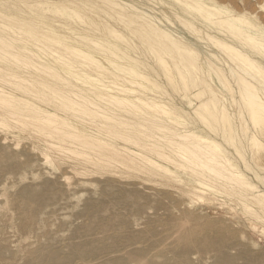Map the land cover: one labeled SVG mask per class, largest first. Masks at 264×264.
I'll list each match as a JSON object with an SVG mask.
<instances>
[{
  "label": "rangeland",
  "instance_id": "rangeland-1",
  "mask_svg": "<svg viewBox=\"0 0 264 264\" xmlns=\"http://www.w3.org/2000/svg\"><path fill=\"white\" fill-rule=\"evenodd\" d=\"M45 1L47 0H0V36L4 38L3 42L7 43L10 41L17 46L25 43L29 47L26 50L0 49V89L2 88L19 97L28 98L35 104L45 108L48 106L47 101L51 103L56 99L49 88L39 83L46 82L51 87H55L54 89L71 96H75L70 92L71 90L81 88L82 92L80 95L84 96L86 94L85 96H89L88 98L95 100L98 105L105 107L112 106L109 105V102L97 99L98 96L94 92L85 90L90 89L88 86L74 79L73 76L61 69H58L57 72L60 74L58 76L63 77V80L56 76L54 72H45L39 69H36L37 71L39 70L36 72L34 67L32 69V66L27 67V69L24 68L21 62L23 57L21 56H27L28 54V60L40 63L38 65L43 64L45 58H47L48 62H46L50 66H56V68L62 65L63 62L73 63L70 66L74 65L76 70L84 69L95 77L99 76L105 84L113 85L115 83L131 86L132 84H128V82L121 79L122 77L113 78L112 74L109 73V70L113 69L104 60V56L107 54L109 57L111 56V59L121 62L122 60L119 56L123 57L127 53L136 59L133 65L150 78L148 84L144 83L148 89L134 85V88L140 94L142 93L140 96L145 99H157L156 101L165 103L171 108V116L180 123L171 122L165 114L163 115L158 112L160 113L158 115L156 111H152V113L154 112V114L151 113L152 115L156 114L154 119L158 117V122L159 119L164 120L160 124L163 123L166 126H170L172 123L171 127L174 128L179 124L176 129L171 128L175 132L185 131V129L193 130L201 135L215 139L237 169L252 184L255 183L256 190L264 191V121H259L260 118L264 119V116H255L254 119L257 120L255 122L252 118L254 116L253 112H251V115L250 110H248L250 105L244 102V99L239 95L237 90L226 91L220 82L215 79L213 71L202 64L206 73L201 74V79H208L209 81V76L213 77L214 82H209L217 91L220 99L209 101L207 108L210 111L204 110V108L202 109L198 105L201 100L208 101L210 95L206 93H203L204 95L200 94L201 96L193 95L197 89L201 90L203 87L205 88L203 83L197 80L195 82L196 86L190 83L187 87L183 83L194 79V74L192 75L193 70L190 65L178 64L177 67H174L173 62L168 60L167 66H169V71H166L161 66L162 62L160 61L159 54L153 56L155 53L153 54L150 49L147 50L143 47L136 50L125 49V42L122 39L113 38L104 30V26L106 27V25L103 24H99L100 29H97L95 33L115 42L125 51H116L117 56H114L108 53V49L104 51L105 49L101 47L85 49L90 51L95 58L103 63L109 72L107 70H99L93 64H90L88 60L75 56L76 54L71 49H64L63 46L58 43L55 44V42L53 43L52 40L41 38L42 35L45 36L46 34L47 38H49L48 35L55 36V34H60L61 36L71 35L65 29V26L61 24L79 25L76 23H80L77 18L61 16L53 11H49L47 9L48 5L44 3ZM122 1L131 3L144 12L156 16L158 21H160L161 27L182 36L186 42L194 46L199 52L200 62L204 61L205 57H208L213 63L221 66V58L229 59L220 48L210 44L206 37L193 34L189 29L180 24L175 15L177 14L187 19L188 16L184 13L185 11L182 6L176 4L173 0ZM213 1L237 12L246 13L247 17L254 23L264 27V0ZM6 13L9 16H5ZM12 13L16 17H13L15 15H12ZM80 13L88 16L86 10H80ZM21 19L32 20L31 23L33 24H27V26H25L26 24L20 25L18 23H20ZM106 19L107 22L105 24L111 25L122 34H125L129 41L136 43L139 47L141 44L137 38L140 36L139 34L132 35L120 23L114 22L109 18ZM166 20L168 21L166 22ZM89 22H91L90 27L98 25L93 19ZM43 24H51L56 30L45 32V29L42 27ZM33 26L35 30H33ZM196 26L202 28L198 23ZM22 28L24 31H22ZM29 32L33 33V35L37 33L42 40L40 44L46 47L39 46L38 48V45L35 44L31 46L30 44H33L35 39ZM210 32L225 38V36L217 33L215 30ZM24 36L26 37L23 38ZM44 48L50 49L51 52L50 50L49 52L46 51ZM39 49L40 52H38ZM11 54L21 55L19 56L21 63L15 61ZM212 54L213 56L210 57ZM218 54L221 55L219 56ZM249 54L264 64L263 55L257 53L255 55L251 52ZM35 55L40 57V59ZM65 59L68 60L66 61ZM229 61L232 63L231 59ZM70 68L72 70V67ZM41 71L44 73H41ZM8 72H17L20 76L30 79V81H15L17 78L9 77ZM178 73H185V77L182 79ZM226 74L230 75L228 71ZM228 79L229 85L236 89L235 87L237 86L233 81V77L229 76ZM6 80L9 82H6ZM184 87L187 89H184ZM112 92L115 95L123 94L117 89H113ZM259 95L264 100L260 91ZM238 100L239 104H236ZM66 107L61 106L60 108L63 110H57L62 114L65 113L64 109L69 113H79ZM146 110L148 111L149 109L146 108ZM116 111L132 116L131 113L134 110L128 109L129 112H126L123 109L119 110L117 108ZM86 117L89 120L92 119L91 116ZM88 119H86V123L84 122V126H79L81 127L79 129H83L90 134H97L101 137L105 136V138L112 139V136L109 137L110 133L105 132L104 129V131L101 130L100 134L95 131L96 127L90 125ZM11 120L10 125H12L10 127L0 125V264H149V260L152 264H179L177 263L178 261L181 264H264V208H261L259 204L252 200H246L247 203L246 201L242 202L237 195L240 196V193L244 192L243 189L240 190L235 185L229 186L227 182L224 183L220 179L219 181L221 182L217 181L218 179L213 181L214 186H216L215 189L199 186L194 181L196 176L190 174L188 170H182V167L180 169V166H176L170 160L153 154V158L158 163L140 162L137 159L127 160L102 151L106 153L102 156L103 161L95 166L91 163H85V159H82L83 157L81 156V158H77L78 155L62 151L49 143L46 144V136L44 134L40 135L36 128L21 126L19 130ZM147 122H145L147 124V133L152 134L157 131L156 134H162L157 127H153L157 122L153 123L152 127L150 125L151 122L149 124ZM113 123L115 122L113 121ZM111 126L113 127L111 128ZM111 126H109V129H114V126L116 129L122 127L118 124H111ZM183 126L184 128H182ZM31 129L35 133L31 132ZM251 134H256L255 137L257 136L256 138L259 139L260 145L254 146L251 144L252 138L250 137L253 136ZM170 136L174 137L172 134ZM47 139L49 138L47 137ZM176 140L179 142L177 138ZM116 141L120 142L119 139ZM120 144H122V141ZM45 145L49 146L46 147ZM165 145V147L168 146L166 142ZM165 150L171 154V151ZM42 155H44L45 159ZM77 171L78 173H76ZM178 176L179 179H177ZM232 186L234 187L232 188ZM244 203L246 207L243 205ZM166 207H169V210ZM17 209H21L22 213ZM248 209L250 212L247 211ZM21 214L25 215V217L28 216L23 218ZM19 217H21V220ZM26 221L28 222L26 223ZM201 224L202 226H199ZM177 232L181 234L179 235ZM222 232L223 234H221ZM34 236H37V238ZM207 236L210 237L206 238ZM199 240L201 242H197ZM202 240L205 241L203 242ZM179 241L182 243H179ZM216 241H218L219 245ZM251 242L252 245H250ZM209 243H213L214 245ZM244 245L247 247H243ZM134 248L137 249V252ZM142 249L143 252L145 251L144 254L141 251ZM181 252L188 259L184 256L182 258V254H178ZM220 253L221 257H217L216 255ZM145 259L149 260L146 261ZM183 259H186L188 262L185 261V263ZM144 260L145 262H143ZM182 260L184 263H182Z\"/></svg>",
  "mask_w": 264,
  "mask_h": 264
},
{
  "label": "bare ground",
  "instance_id": "bare-ground-1",
  "mask_svg": "<svg viewBox=\"0 0 264 264\" xmlns=\"http://www.w3.org/2000/svg\"><path fill=\"white\" fill-rule=\"evenodd\" d=\"M173 1L176 4L182 6L183 10L185 11L184 13H186L188 16V19H187V18H182L181 16L176 14L175 18L177 20H179L180 24H182V26L186 27V29H189L193 34L206 37L208 42H210V44H212L213 46L220 48L226 54V56L232 60V63L227 58L226 59L221 58V60H220L221 66H218L217 64L213 63V61L208 57H205L204 61L200 62L199 52L196 50V48L194 46H192L191 44L186 42V40L182 36H180L174 32H171L170 30H168L166 28L161 27L160 26L161 24L159 23L160 21H158V18L156 16L150 15V14L144 12L142 9L135 7L133 4L122 1V0H47L44 3H46L48 5L47 9L49 11H53L54 13H57L61 16L77 18V19H79L80 23H76L79 25L61 24V25L65 26V29L71 35H62L61 36L60 34H57V35L55 34V36L48 35L49 38H47L46 37L47 34H46L45 36L42 35L41 38L46 39V40L47 39L52 40L53 43L55 42V44L56 43L60 44L61 46L64 47V49H71V51L76 54L75 56H78V57H81L85 60H88V62H90V64H93L99 70L100 69L101 70H107L108 68L103 63H101L97 58H95V56H93L90 51L85 50V49H94L96 47H101L102 49H105L104 51H107V49H108V51H109L108 53L109 54L111 53L114 56H117L116 51H119V50L125 51V50H122V48H120V46H118L115 42L109 40L106 37L99 36L95 33V31H97V29H100L99 24L106 25V27L104 26V28H105L104 30H106L113 38H115V39L117 38L120 40L122 39L123 42H125V47H124L125 49L136 50L137 48L143 47L144 49H147V50L150 49L151 53H153V54L155 53V55H153V56H157V54H159L160 61L162 62L161 66H163L166 69V71H169V66H167L168 60H171L173 62L174 67H177L178 64L190 65V67L193 70L192 75L194 74V79H190V80L183 82L184 85H186L185 87H187L190 83L193 84L194 86H196L195 82L198 80V81H201L203 83V86H205V88L203 87V89H201V90L197 89L195 91V94H193V95L199 96L200 94H203V93L210 95L209 100L208 101L207 100H201L198 107H202V109L204 108V110L210 111L209 108H207L208 102L209 101L211 102L214 99L220 100L217 91L211 85V83L214 82L213 77L208 75L209 79H210L209 81L211 83L208 81V79H204V80L201 79V74L206 73L203 69V65H206L210 70L213 71V73L215 75V79H217V81L220 82L221 86H223L226 91L229 92V91H233V90L236 91L237 90L239 95L244 99V102H246L247 104L250 105L248 110H250L251 115H252L251 112H253V115H254V116H252L253 119L255 116H259V115H260V117H262L261 115L264 116V100L259 95V91H260L264 97V64H262L260 61L256 60L254 57H252L249 54V52H251L252 54H255V55L257 53L259 55H263V57H264V27L254 23L249 17H247L246 13H240V12H237L235 10H232L231 8H229L227 6H224L221 4L219 5L216 2H214L213 0H173ZM40 6L42 7V5H40ZM166 6H168V5H166ZM80 10H83V11L86 10L88 12V16L82 15L80 13ZM46 14H47V12H46ZM161 14H163V13H161ZM12 15H15V14L12 13ZM1 16H2V13H1ZM5 16H9V15L6 13ZM13 17H16V15ZM54 17H55V15H54ZM49 18L51 19V17H49ZM106 18H109V19L113 20L114 22L120 23L122 26H124L128 30V33H132V35L133 34H135V35L139 34L140 36L137 37L141 43L139 45V47L136 43H132L131 41H129V39L127 38V36L125 34H122L120 31H118L113 26L105 24V22H107ZM91 19H93V21L97 22L98 25L96 24L97 26L90 27L91 22H89V21ZM166 19H168V18H166ZM167 21L168 20H166V22ZM31 22H32V20L21 19L20 23H18V24H20V25L26 24L25 26H27V24L28 25L33 24ZM58 22H60V21H58ZM197 23L200 26H202V28L196 26ZM28 27L32 28L30 26H28ZM42 27L45 29V32L56 30L54 28V26L51 24H43ZM29 28H27V29L30 30ZM33 28H34V26H33ZM33 30H35V28ZM36 30H38V29H36ZM41 30H43V29H41ZM212 30H215L217 33L222 34L223 36H225V38H222L218 35L211 33L210 31H212ZM22 31H24V29ZM38 31H40V30H38ZM29 33L35 39V42L33 41V44L29 43L31 46H33L35 44V45H38V48H39V46L46 47L45 45L40 44L42 42V40L39 38V35H37V33H36V35H33V33H31V32H29ZM29 33H28V35H29ZM41 34H44V33H41ZM111 36H110V38H111ZM25 37L26 36H24L23 38H25ZM3 39L4 38H2L0 36V49H25V50L29 49V47L25 43L21 44L20 46H17V45H14L10 41H8L7 43L3 42ZM138 39H136V40H138ZM196 40H198V39H196ZM24 41H27V40H24ZM52 42H50V43H52ZM57 45H55V46H57ZM35 48L37 49V47H35ZM206 48H208V47H206ZM44 49H46V48H44ZM47 49H48V47H47ZM47 49H46V51L49 52L50 49L49 50H47ZM93 51H95V50H93ZM30 52H28V53H30ZM38 52H40V49ZM50 52H51V50H50ZM208 52H209V50H208ZM11 56L14 58L15 61H19L20 60L19 56H21V55L17 56V54H15V55L11 54ZM211 56H213V54L210 55V57ZM21 57H23L21 62L24 65V68H26V69H27V67L32 66V69L34 67L36 72H38L39 70H42L45 72H54V73H56V76L60 75L57 72L58 69L65 71V73L73 76L74 79H77V80L81 81L83 84H85L86 86H88V88H90V89H85L86 91L89 90V92H92V93L94 92V94L96 96H98L97 99L109 102V105H112V106H106L105 107L102 105H98L95 100L88 98L89 96H85L86 94L84 96L80 95L82 92L81 88H79L77 90H71L70 92H72L75 95V96H71V95L64 94L65 92L63 93L57 89H54L55 87H51L46 82H39V83L41 85H43L44 87L49 88L53 94V97H55L56 99L54 102L50 101L51 103H49L47 101L48 106H46L45 108L35 104L34 102H32L28 98L19 97V96L14 95V94H12V93L1 88L0 89V125L10 127L12 125V124L10 125V123H11L10 120L12 119L11 121L15 124V127L19 128V130H20L21 126L27 127V128H28V126L29 127L31 126V128L34 127L39 131L40 135L44 134L46 136V139H45L46 144L49 143L50 145H53L54 147H57L58 149H60L62 151H68V152H71L75 155H78L77 158H79L81 156V157H83L82 159H85V163H91L92 165H95V166H97L99 163H101L103 161L102 156H104L106 154L104 152L110 153L111 155H115L117 157H121V158L127 159V160L128 159H130V160L131 159H137L140 162H151L154 164L158 163L153 158V156H152V154H153V155H156V156L170 160L172 163H175L176 166L177 165L180 166L179 167L180 169L182 167V170H188L190 172V174L196 176L194 178V181L199 186L210 187L209 189H211V188L215 189L216 186H214L213 181L215 179H218L217 181H219V179H220V180L224 181V183L227 182V184H229V186L235 185L236 187L240 188V190H242V189L244 190V192L240 193V196L237 195L238 198L240 197V200L242 202H244L246 200H252V201H255L257 204H259L261 206V208H264V191L256 190V186L254 185L255 183L252 184L245 177V175L240 170L237 169L235 164L230 160L228 155L224 152V150L222 149L220 144L217 141H215V139L201 135V134H199L193 130L190 131V130L185 129V131L182 130L181 132L173 131L171 128H174V127H171V125H172L171 122H177V123H180V122L171 116V114H170L172 112L171 108H169L163 102L156 101L157 99H153V100L150 98L145 99L144 97L142 98L140 96L142 93L140 94L134 88V85L135 86L139 85L143 89H148V87L146 86V84L144 85V83L148 84V81H150V78L148 75L140 72L139 69L133 65V63L136 62V59L131 57L129 54L125 53L123 57L119 56V58L122 60L121 62H118V61H115L114 59H111V56L109 57L107 54H105L104 60L112 67L113 70H109L110 72L108 70L107 71L110 74H112L113 78L122 77L121 79L128 82V84L130 83V85L132 84L131 86H127L126 84L124 85V84H115V83L113 85L105 84L99 76L95 77V76H93V74H89L84 69L78 68L80 70H76V67L74 65L70 66L73 63L69 64L68 62H66V63L63 62L62 65H59L56 68V66H50L47 63L48 62L47 58H45V62L43 64H41L42 65L41 66V65H38L40 63H36L33 61H32L33 62L32 63L31 61H29L28 60V58H29L28 54H27V56L24 55ZM37 58L40 59V57H37ZM57 58H59V56H57ZM148 58H149V56H148ZM154 58H153V61H154ZM59 62H61V61H59ZM17 64H19V63H17ZM77 65H79V64H77ZM17 66L20 67L19 65H17ZM42 67H45V68H42ZM70 67H72V70ZM74 67H75V69H74ZM36 69H39V70L37 71ZM226 70L230 74L229 76L233 77V81H234V83H236V86H237V87H235L236 89H234L232 86L229 85V83H230L229 79H228L229 76L226 74L227 73ZM42 71H41V73H44ZM7 74L11 78L12 77L17 78L15 81H17V80L22 81V82L30 81V79H27L23 76H20L17 72H8ZM184 74L185 73H181V74L178 73V75L182 79L185 77ZM168 75H169V73H168ZM58 77L63 80L62 76H58ZM67 77H69V76H67ZM108 80H110V79H108ZM59 81H58V83H59ZM6 82H9V81L6 80ZM220 84H218V85H220ZM185 87H184V89H187ZM113 89H117L120 91V93H123V94L122 95H115L112 92ZM137 93H139V94H137ZM143 96H144V94H143ZM187 96H189V95H187ZM147 97H149V96H147ZM228 97H230V96H228ZM236 104H239V100H238V103H236ZM86 105H88V106H86ZM61 106H64V107L67 106L70 110H76L79 113H73V112L69 113L65 109H64L65 113H63V114L59 113L57 109L62 111L63 109L60 108ZM195 107H196V105H195ZM117 108H119V110L123 109L126 112H129L128 109H133L134 111L131 113L132 116H129V114L125 115V114H122L120 112H117L116 111ZM146 108L151 110V111L148 112L149 110L147 111ZM196 109H194V110H196ZM152 111H156L158 115H160V113H162L163 115L165 114V116H168V120H171V122H170L171 125L166 126L163 123L160 124V122H164V120L159 119V122H158L157 121L158 117L156 119H154L156 114L152 115V114H154V112L152 113ZM158 112H160V113H158ZM243 112H244V110H243ZM237 114H238V112H237ZM86 116H91L92 119L89 120ZM159 117H161V116H159ZM86 119H88L90 121V125L96 127L95 131L99 132V134H100L101 130L102 131L105 130V132L110 133V135L109 134L108 135H109V137L112 136V139L111 138L110 139L105 138V136L101 137L97 134H95V135L90 134V133L84 131L83 129H79V128H81L79 126H84V124L86 123ZM113 121L115 123H113ZM254 121L257 122V120H255V119H254ZM259 121L260 122L264 121V119L260 118ZM145 122H147L148 124H149V122H151V124H150L151 127H152L153 123L155 124V122H157L156 125L153 127H157V129L159 131H161L162 134L161 133L156 134L157 131H156V133H152V134L147 133V131H146V128H147L146 125L147 124H145ZM165 123H166V121H165ZM111 124L112 125L118 124L119 126H122V127L120 129H116L114 126V129H109L110 128L109 126H111ZM175 126H176V124H175ZM177 126H179V124H177ZM112 127L113 126H111V128ZM176 127L174 129H176ZM182 128H184V126ZM16 130H18V129H16ZM31 132H33L32 129H31ZM33 133H35V131ZM171 134L174 135V137H171L170 136ZM251 135H253L252 137L249 136L250 138H252L251 144L254 146H257L260 142V141H258L259 139L256 138L257 136L255 137L256 134L255 135L251 134ZM47 137L49 139H47ZM155 138H157V139L155 140ZM176 138L179 140V142L176 140ZM117 139H119L120 142L122 141V144H120V142L118 143L116 141ZM164 140H165L166 144L168 145L167 147H165L166 145H165ZM155 141H156V143H155ZM162 142H164V143H162ZM45 146L47 147L49 145H45ZM165 149H168L169 151H171V154L168 151H166ZM86 151H90V152H86ZM102 151H104V152H102ZM256 152H257V150H256ZM256 152H255V155H256ZM47 153H48V151H47ZM37 155H39V154H37ZM52 155H54V154H52ZM253 155H254V153H253ZM42 157H44V155H42ZM258 157H259V155H258ZM259 158H261V157H259ZM44 159H45V157H44ZM257 160H259V159H257ZM257 160H255V161H257ZM53 161H54V158H53ZM104 161H106V160H104ZM43 162H45V161H43ZM55 162H56V159H55ZM76 162H78V161H76ZM50 163H52V162H50ZM57 164H56V166H57ZM50 166H51V164H50ZM187 166H189V167H187ZM75 168H77V167H75ZM70 171H73V170H70ZM67 173H69V172H67ZM76 173H78V171ZM174 175H175V173H174ZM204 175H206V176H204ZM177 179H179V176ZM219 182H221V181H219ZM221 187H223V186H221ZM227 187H228V185H227ZM233 187L234 186H232V188ZM192 189H194V188H192ZM221 190H223V189H221ZM193 197H194V195H193ZM246 203H247V201H246ZM243 205H245V207H246L245 203ZM178 206H176V207H178ZM167 209L169 210V207ZM18 211L21 212V209H19ZM191 211H192V209H191ZM247 211L250 212L249 209ZM15 214L19 216V214H17V212H15ZM21 216L23 218L25 217V215H22V214H21ZM252 216H253V212H252ZM0 218H1V216H0ZM14 218H15V216H14ZM19 218L21 220V217H19ZM3 221H5V220H3ZM24 222H25V220H24ZM27 222L28 221H26V223ZM184 222H185V220H184ZM256 222H258V221H256ZM184 224H186V223H184ZM199 226H202V224ZM23 227H21V228H23ZM181 227H183V226L181 225ZM244 227H246V226H244ZM173 228H174V226H173ZM183 228L185 229V227H183ZM16 229L18 230V228H16ZM20 231H22V229H20ZM25 232H27V231L25 230ZM189 232L191 233V231H189ZM242 232H244V231H242ZM221 234H223V232ZM245 234H247V233H245ZM21 235H23V234H21ZM189 235H191V234H189ZM194 235H196V234H194ZM199 235H200V233H199ZM192 236H193V234H192ZM32 237H33V235H32ZM197 237H198V235H197ZM208 237H210V236H207L206 238H208ZM35 238H37V236ZM194 239H196V238H194ZM203 239H204V237H203ZM219 239H221V238H219ZM37 240H35V241H37ZM205 240H209V239H205ZM205 240H202V241L204 242ZM218 241H216V242L219 245ZM34 242H30V243H34ZM180 242L181 241H179V243ZM197 242H201V241L199 240ZM206 243H207V241H206ZM36 244H34V245L36 246ZM199 244H201V243H199ZM209 244H211V243H209ZM209 244H208V246H209ZM215 245H216V243H215ZM221 245H222V243H221ZM250 245H252V242L250 243ZM195 246H196V244H195ZM245 246L246 245H244L243 247H245ZM221 247H220V249H222ZM223 248H224V246H223ZM134 249H136V248H134ZM177 249H178V247H177ZM141 251L143 252V249ZM141 251H139V252H141ZM174 251H175V248H174ZM206 251H208V250H206ZM136 252H137V249H136ZM144 252H143V254H144ZM182 252L178 253L179 255L182 254L181 257L184 256V254H183L184 252L183 253ZM231 252H232V250H231ZM160 254H162V253H160ZM170 255H172V254H170ZM213 255H212V257H213ZM238 255H241V254H238ZM134 256H136V255H134ZM216 256L221 257V253L219 255H216ZM139 257H140V255H139ZM184 257H182V258H184ZM185 258H187V257H185ZM258 259H259V257H258ZM145 260L147 261L149 259H145ZM145 260L143 262H145ZM176 260H178V259H176ZM183 260H182V263H184L186 261V259L184 260V262H183ZM186 262H188V261H186ZM177 263L181 264V262H179V261ZM149 264H152V263H150V260H149Z\"/></svg>",
  "mask_w": 264,
  "mask_h": 264
}]
</instances>
